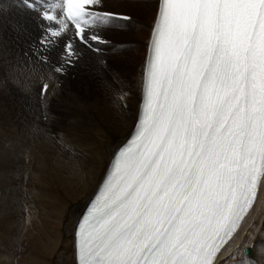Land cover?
<instances>
[{"label":"snow or ice","instance_id":"1","mask_svg":"<svg viewBox=\"0 0 264 264\" xmlns=\"http://www.w3.org/2000/svg\"><path fill=\"white\" fill-rule=\"evenodd\" d=\"M102 8L45 5L41 45L67 39L55 73L78 42L107 43L100 31L130 20ZM261 185L264 0H159L139 119L78 221L77 264H216Z\"/></svg>","mask_w":264,"mask_h":264},{"label":"bare ground","instance_id":"2","mask_svg":"<svg viewBox=\"0 0 264 264\" xmlns=\"http://www.w3.org/2000/svg\"><path fill=\"white\" fill-rule=\"evenodd\" d=\"M153 6L156 0L147 5L137 0H103L100 10L130 20L121 29L100 31L109 42L102 46L105 52L95 54L78 45V57L63 65L61 85L55 88L48 80L50 87L41 99L39 86L51 77L47 63L61 66L67 39L45 49L40 43L45 32L35 18L12 0H0V74H12L16 81L0 88V118L5 123L0 124V264H73L72 232L78 213L96 189L112 150L134 122ZM153 8L145 37V28L136 31L130 21H138ZM143 36L141 51L120 50L117 40ZM23 48L34 56L35 74H21L25 63H19L24 58L19 50ZM138 54V68L130 78L126 66ZM37 55L44 61H38ZM119 63L124 68L115 66ZM104 68L114 74H103ZM243 247L250 249L244 258ZM261 261L264 185L216 264Z\"/></svg>","mask_w":264,"mask_h":264},{"label":"rangeland","instance_id":"3","mask_svg":"<svg viewBox=\"0 0 264 264\" xmlns=\"http://www.w3.org/2000/svg\"><path fill=\"white\" fill-rule=\"evenodd\" d=\"M141 3V4H144V5H147V4H149V3H153L154 2V0H137V4L138 3ZM154 7V6H153ZM155 8V7H154ZM154 8L152 9L153 11H150L149 12V14H144V13H142V16L138 19V21L137 20H134V19H132L131 21H130V24H132V26H133V28H134V30H138V29H144L145 28V30H144V33L145 34H143L145 37H146V35H147V31H148V28H149V23H150V21L152 20V17H153V15H154ZM140 20V21H139ZM134 23V24H133ZM124 24H127V22H125V21H122L121 23H119V22H117V26H114V27H117V28H119V29H121V28H123V26H124ZM139 25V26H138ZM141 37V38H132V39H120V40H117V42H120V44H122V47L120 48V50L122 51L124 48H131V49H137V50H142V48H143V45H144V38L145 37ZM125 46V47H124ZM28 49H30V48H28ZM19 51H21V57L20 58H23V61L21 62V61H19V63H25L24 65H22V68H24V72H22L21 74H35L36 73V71H35V59H33L34 58V56H32L31 54H26L25 53V51L26 50H24V48L23 49H20ZM28 51V50H27ZM25 54V55H24ZM28 55V56H27ZM139 55V54H138ZM140 55L138 56V59H134L133 61H131L130 62V64L128 65V66H126L128 69H129V74H130V78H133V77H131L132 75H134L135 74V72L137 71V68H138V61H140ZM25 61V62H24ZM31 61V62H30ZM101 63H102V61H101ZM27 64V65H26ZM26 66V67H25ZM115 66H117V68L119 67V68H124V66H125V64H123V63H119V64H117V65H115ZM28 68H30L28 71H27V69ZM32 71V72H31ZM110 71V72H109ZM119 71V70H118ZM34 72V73H33ZM103 74H114V72H113V70L111 69V70H108V69H106V68H104V70H103ZM9 77H10V79H9ZM8 78V79H7ZM20 78V77H19ZM14 81H13V80ZM8 80V81H7ZM4 81V82H3ZM7 81V82H6ZM11 81V82H10ZM3 83V84H2ZM8 84L9 83V85H11V86H14V85H16V81H15V79L13 78V76H12V74H0V88L2 87V86H4V84ZM0 114H1V111H0ZM32 120H33V118H31ZM0 124H2V125H5V123H3V120L0 118ZM34 121V120H33ZM118 139V138H117ZM241 257H243L244 258V256H241ZM264 264V261H261V264Z\"/></svg>","mask_w":264,"mask_h":264}]
</instances>
